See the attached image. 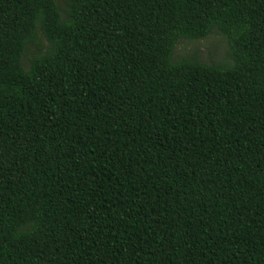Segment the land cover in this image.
<instances>
[{
    "label": "trees",
    "instance_id": "1",
    "mask_svg": "<svg viewBox=\"0 0 264 264\" xmlns=\"http://www.w3.org/2000/svg\"><path fill=\"white\" fill-rule=\"evenodd\" d=\"M0 264H264V0H0Z\"/></svg>",
    "mask_w": 264,
    "mask_h": 264
},
{
    "label": "rangeland",
    "instance_id": "2",
    "mask_svg": "<svg viewBox=\"0 0 264 264\" xmlns=\"http://www.w3.org/2000/svg\"><path fill=\"white\" fill-rule=\"evenodd\" d=\"M46 46L47 43L44 39H39L35 44L29 45L22 58L23 67L27 69L29 60L43 53ZM187 56H195L197 60L205 64L227 65L231 63L227 42L222 35L216 32L202 40H181L178 42L174 49L172 60L178 61Z\"/></svg>",
    "mask_w": 264,
    "mask_h": 264
}]
</instances>
